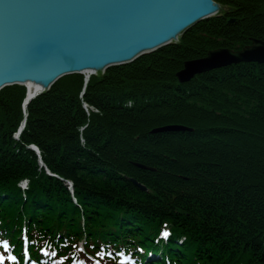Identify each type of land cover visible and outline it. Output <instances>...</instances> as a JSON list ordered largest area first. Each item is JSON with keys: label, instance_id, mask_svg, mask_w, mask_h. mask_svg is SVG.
I'll return each mask as SVG.
<instances>
[{"label": "trees", "instance_id": "obj_1", "mask_svg": "<svg viewBox=\"0 0 264 264\" xmlns=\"http://www.w3.org/2000/svg\"><path fill=\"white\" fill-rule=\"evenodd\" d=\"M217 1L226 12L177 42L112 66L86 86L83 74L60 78L30 102L19 139L26 87L0 90V216L18 231L8 235L16 240L26 222L30 237L65 247L58 254L68 264L77 257L95 264L86 254L135 241L162 248L169 264H264V63L234 64L186 83L175 76L185 60L210 49L264 39V0ZM173 123L192 129L151 132ZM31 144L58 176L40 166ZM166 229L167 243L159 236Z\"/></svg>", "mask_w": 264, "mask_h": 264}, {"label": "water", "instance_id": "obj_2", "mask_svg": "<svg viewBox=\"0 0 264 264\" xmlns=\"http://www.w3.org/2000/svg\"><path fill=\"white\" fill-rule=\"evenodd\" d=\"M218 9L226 6L214 0H0V89L29 82L47 90L65 74L100 73L132 62ZM241 62L263 63L264 40L253 39L237 51L212 50L186 62L178 78L187 82L198 73ZM186 129L166 125L153 132Z\"/></svg>", "mask_w": 264, "mask_h": 264}, {"label": "bare ground", "instance_id": "obj_3", "mask_svg": "<svg viewBox=\"0 0 264 264\" xmlns=\"http://www.w3.org/2000/svg\"><path fill=\"white\" fill-rule=\"evenodd\" d=\"M214 1H216V2H218V3H220L219 1H217V0H214ZM220 4H222V3H220ZM223 5V4H222ZM223 12H226V9H218V10H216L211 16H215V15H219V14H222ZM208 18H210V16H208V17H205V18H202L201 20H199L198 22H196L194 25H192V26H189L186 30H185V33L190 29V28H192L193 26H195L196 24H198L199 22H201V21H203V20H206V19H208ZM228 21H229V23H233V22H235L236 21V18H234V17H230L229 19H228ZM183 35V34H182ZM182 35H179V36H177V39H175V38H173V39H171L167 44H165V45H163V46H166V45H169V44H172L174 41H179L180 40V38L182 37ZM259 38H261V37H257V36H252L251 37V40L252 39H259ZM163 46H161V47H159V48H162ZM246 46V45H245ZM244 47V46H243ZM242 47V48H243ZM159 48H157V49H159ZM218 48H224V49H231V50H234V51H237V50H240V49H242V48H238V49H233V48H229V47H218ZM218 48H213V49H210L208 52H207V54L205 55V56H202V57H198V58H191V59H187V60H185L184 61V63H183V66L179 69V70H177L176 71V73H175V76L176 77H178V73L180 72V71H182V70H184L185 69V67H186V62H188V61H192V60H196V59H200V58H203V57H207L208 56V53L210 52V51H212V50H215V49H218ZM156 49V50H157ZM143 55V54H142ZM142 55H140L139 57H141ZM138 57V58H139ZM137 59V58H136ZM264 63V62H263ZM114 66V65H113ZM111 67V66H110ZM221 67H218V68H213V69H211V70H209V71H204L203 73H207V72H210V71H213V70H216V69H220ZM108 69V68H107ZM106 69V70H107ZM105 70V71H106ZM104 71V72H105ZM70 74H75V73H70ZM70 74H65V75H63V76H61L60 78H62V77H64V76H66V75H70ZM81 74H83L84 75V77L85 78H87L88 79V82H89V80L93 77V76H96V75H98V74H103V72H98V71H94V69H89V70H87V71H84V72H81ZM57 81V80H56ZM55 83V82H54ZM53 83V84H54ZM52 84V85H53ZM51 85V86H52ZM27 86H28V88H29V90H30V92H29V94H33L34 92H39V93H41L40 92V90H42L43 89V87L42 86H40V85H37V84H34V83H27ZM1 90V89H0ZM44 90H42V92H43ZM38 93V94H39ZM37 95V94H36ZM36 97H34L33 99H35ZM85 107V109L88 111L89 110V108H87L88 106H84ZM156 128V127H155ZM160 132H169V131H159L158 133H160ZM172 132H177V131H172ZM24 180H27V179H24ZM137 181H139L138 179H136ZM143 185H145L144 183H143ZM146 186V185H145ZM148 190H146V192H147Z\"/></svg>", "mask_w": 264, "mask_h": 264}, {"label": "snow or ice", "instance_id": "obj_4", "mask_svg": "<svg viewBox=\"0 0 264 264\" xmlns=\"http://www.w3.org/2000/svg\"><path fill=\"white\" fill-rule=\"evenodd\" d=\"M164 235H167V233L165 232ZM3 243H4L5 245H7V244H8V241H7V240H4ZM10 258H11L12 260H16V259H17V257H16L15 255L11 256ZM3 259H4V257H3L2 255H0V260H3Z\"/></svg>", "mask_w": 264, "mask_h": 264}, {"label": "rangeland", "instance_id": "obj_5", "mask_svg": "<svg viewBox=\"0 0 264 264\" xmlns=\"http://www.w3.org/2000/svg\"><path fill=\"white\" fill-rule=\"evenodd\" d=\"M156 51V50H155ZM136 60V59H135ZM222 68V67H221ZM106 72V71H105ZM105 72H103V73H105ZM203 73V72H202ZM202 73H198V74H202ZM198 74H196L195 76H197ZM194 76V77H195ZM194 77H192L191 79H193ZM82 93H83V91H82ZM82 93H81V95H82ZM84 106H88V104L87 103H84ZM88 108V107H87ZM92 109V108H91ZM94 110V109H93ZM43 165V164H42Z\"/></svg>", "mask_w": 264, "mask_h": 264}]
</instances>
